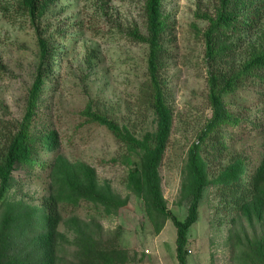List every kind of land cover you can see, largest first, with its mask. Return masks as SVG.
I'll return each mask as SVG.
<instances>
[{
  "label": "rangeland",
  "instance_id": "obj_1",
  "mask_svg": "<svg viewBox=\"0 0 264 264\" xmlns=\"http://www.w3.org/2000/svg\"><path fill=\"white\" fill-rule=\"evenodd\" d=\"M146 0H56L38 24L53 55L45 62L42 107L37 118L58 134L53 151H39L33 171L19 167L13 186L0 202V224L21 202L41 204L57 186L51 165L62 157L84 163L96 171L99 185L109 186L125 205L113 214L93 202L60 204L62 234L55 264H86L78 245V225L89 228L104 248H115L116 264H178L177 228L171 219H152L144 201L128 186L126 149L105 126L86 115L104 114L136 137L155 133L157 118L151 109L149 46L136 42L130 31L147 36ZM0 6V130L21 121L27 97L41 65L39 37L30 17L19 13L15 0ZM221 0H163L168 29L163 35L164 92L172 114V130L159 167L162 194L171 212L184 221L190 201L185 187L189 152L196 144L207 165L210 180L224 166L241 157L251 170L264 158V129L252 133L230 129L234 140L223 155L210 156L199 135L212 117L208 101L205 32L215 19ZM46 70V69H45ZM255 86L226 96L227 108L255 109ZM263 91V90H262ZM37 126V128H38ZM39 129V128H38ZM136 160V159H135ZM249 219L241 210L227 207L219 188H206L197 222L189 232L188 264H264V207L261 218ZM89 263V262H88Z\"/></svg>",
  "mask_w": 264,
  "mask_h": 264
},
{
  "label": "trees",
  "instance_id": "obj_2",
  "mask_svg": "<svg viewBox=\"0 0 264 264\" xmlns=\"http://www.w3.org/2000/svg\"><path fill=\"white\" fill-rule=\"evenodd\" d=\"M55 3L56 0H15L19 13L30 17L38 32L41 65L27 97L25 116L0 130V202L12 188L19 167L33 171L37 166H44L36 163L34 157L39 151L55 150L59 143L55 131L42 124L38 126L37 122L43 104V72L51 67L45 66V62L53 57L38 21ZM221 3L216 18L210 19L205 32L206 58L210 65L208 101L212 117L198 139L205 145L204 151L215 157L229 151V144L234 140L230 129L242 127V131L248 133L264 129V0H221ZM5 5L8 6L0 4L4 11ZM162 7L163 0H146L147 36L138 29L130 31L136 42L148 44L150 50L147 90L151 109L157 118L155 133L139 138L104 114L93 113L89 108L86 115L92 122L108 128L124 145L129 188L144 201L146 212L152 219L164 217L173 221L177 228L178 264H188L189 232L198 220L200 203L210 185L218 186L227 207L238 208L249 219L255 212L259 214L258 218L262 217L264 158L251 170L244 158H233L215 180H210L201 147L195 144L189 152V175L185 187L186 198L190 201L188 215L182 221L168 209L159 176L172 130V114L160 74L163 65L161 42L168 29ZM252 86L260 89L255 109L241 106L238 112H233L227 108L226 96ZM51 168L57 178L52 196L44 198L39 205L21 202L2 220L0 264H55L58 240L63 237L59 231L62 223L59 207L65 200L74 202V205L82 200L93 202L104 207L108 215L125 205L109 186L102 188L99 185L96 171L90 166L72 164L58 157ZM75 229L76 242L86 264H116L118 253L115 248H104L85 225H78Z\"/></svg>",
  "mask_w": 264,
  "mask_h": 264
}]
</instances>
